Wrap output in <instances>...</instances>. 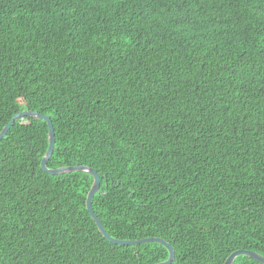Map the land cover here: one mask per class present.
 I'll use <instances>...</instances> for the list:
<instances>
[{"label":"trees","instance_id":"trees-1","mask_svg":"<svg viewBox=\"0 0 264 264\" xmlns=\"http://www.w3.org/2000/svg\"><path fill=\"white\" fill-rule=\"evenodd\" d=\"M101 177L116 240L171 264L264 257V0H0V132ZM45 121L0 140V264H158L111 244ZM233 264H260L246 256Z\"/></svg>","mask_w":264,"mask_h":264},{"label":"water","instance_id":"water-1","mask_svg":"<svg viewBox=\"0 0 264 264\" xmlns=\"http://www.w3.org/2000/svg\"><path fill=\"white\" fill-rule=\"evenodd\" d=\"M25 117H32L36 119H41L46 122L47 127H48V148L45 152V155L43 156L41 160V169L45 173L49 175H61L65 173H73V172H85L89 174L93 178V183L92 186L88 192L87 198H86V208L87 211L89 212L91 219L93 222L96 224V227L98 231L101 233V235L107 239L111 244L118 245V246H135L139 244H145V243H158L163 245L169 253V257L165 262L158 263V264H171V262L174 259V251L172 248L162 239L160 238H146L142 240H135V241H130V240H116L114 238H111L107 232L105 231L103 225L101 224L100 220L97 218V216L94 214L93 209H92V199L93 197L99 192L100 190V183H101V177L99 174L92 168L87 167V166H68V167H61L57 169H50L47 167V162L50 159V157L53 154L54 150V145H55V139H54V129L52 122L50 118L47 116L34 112V111H29L25 110L22 111L12 117L10 122L4 126L2 131L0 132V140L3 139L7 132L10 130L11 126L14 124L16 120H20ZM239 256H246L260 264H264V257L261 255L257 254L256 252L253 251H247V250H238L233 252L225 261L224 264H233L234 260L239 257Z\"/></svg>","mask_w":264,"mask_h":264}]
</instances>
